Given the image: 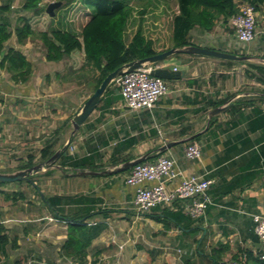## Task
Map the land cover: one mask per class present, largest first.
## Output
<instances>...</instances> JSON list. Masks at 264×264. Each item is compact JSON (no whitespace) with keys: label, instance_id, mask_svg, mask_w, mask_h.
Here are the masks:
<instances>
[{"label":"crops","instance_id":"1","mask_svg":"<svg viewBox=\"0 0 264 264\" xmlns=\"http://www.w3.org/2000/svg\"><path fill=\"white\" fill-rule=\"evenodd\" d=\"M22 3L23 0H0V5L11 7L3 15L12 32L6 46L24 53L31 63L32 75L26 84H15L9 73L1 69L0 95L12 94V86L18 85L22 106L29 109L32 98L40 96V83L48 76L51 83L46 91H52L55 100L62 96L72 99L77 109L92 93L97 74L74 72L75 78L84 74L87 78L81 83L86 91L73 95L71 84L67 83L73 77L68 59L49 63L39 41L30 37L17 41L14 30L22 17L30 15L21 9ZM76 4L72 2L69 8ZM67 8L57 12L59 17L52 26L78 33L86 17H81V10L65 13ZM218 20L208 31L195 26L190 31V41L198 46L264 57V4L256 9L255 38L246 45L241 46L236 40L228 22L224 23L221 17ZM155 66L176 74L175 78L166 79L168 93L152 110L132 111L122 104L120 92L112 89L106 102L101 101L74 134L68 149L71 156L91 158L95 169H85L88 172L80 174L69 167H54L56 179H52L53 183L49 179L41 181L39 192L63 196L60 208L69 215L85 216L88 226L99 228L87 248L89 255L100 251L99 264H217L237 257H243L238 260L241 264H254L264 249L253 231L252 220L254 214L264 215V84L245 74L244 63L227 64L199 55L171 56ZM174 67L177 71H173ZM64 70L71 77H64ZM224 99L223 104L214 105ZM57 103L60 104L58 100ZM225 104L224 110L209 116L214 107ZM59 119L63 122L51 127H62L60 136L66 140L71 125L64 123L67 116ZM2 126L4 123L0 122ZM169 141L177 143L162 155L174 159L181 176L168 188L178 184L183 176L203 175L214 180L208 190L211 203L198 218L187 215L182 203L174 208L157 206L137 215L133 208L134 189L124 183L131 167L115 173L103 172L109 166L126 162L113 164V159L134 160L148 154L146 160L153 161L156 158L150 157L157 153L156 148ZM190 142L200 145V158L184 156V147ZM45 182L52 183L51 191L47 188L51 193L45 194ZM40 201L36 209L41 215L29 220L37 222L34 225L22 224L23 217L33 212L27 207H15L11 202L0 207V222L18 244L1 256L0 264H30V259L31 264H75L59 253L66 236V220L50 213L48 204ZM6 209L18 215H7Z\"/></svg>","mask_w":264,"mask_h":264},{"label":"trees","instance_id":"2","mask_svg":"<svg viewBox=\"0 0 264 264\" xmlns=\"http://www.w3.org/2000/svg\"><path fill=\"white\" fill-rule=\"evenodd\" d=\"M45 1L23 0L21 9L29 11L30 15L28 17H22L20 24L16 26L14 31L17 41L23 42L29 37L35 39L42 44L47 62L56 63L68 59L72 72H81L83 74L85 71H91L97 74L93 79L92 91L98 87L109 72L128 61L152 56L172 46L184 47L187 45H196L190 41L189 37L190 31L195 26L206 31L211 30L219 17L223 19L224 23H227L230 17L237 11V3L235 0H175L177 12L172 19L171 42L168 47L159 51L154 47L153 39L145 34L142 19H140L132 35L127 38L126 33L134 10V6L129 2L130 0H84L87 5H92L90 10L86 9L82 4L83 2H79L78 0H60L62 2L60 6L61 10L66 7H68L66 11L68 10L69 12L70 10L71 12L81 10V17H86V21L82 25L80 23L81 28L78 30V33L61 27L54 28L52 25L57 18L59 9H55V15L50 16L45 11V6L48 4ZM75 1L77 4L69 8V5ZM247 1L253 3L256 9L264 4V0ZM10 10L11 7L9 5H0V68L9 73L10 79L14 83L24 85L32 75V66L21 50L6 46V42L11 37L12 32L9 23L3 15ZM144 10L142 7L139 11L140 14H143ZM233 53L237 52L233 51ZM178 55L180 54L173 56ZM221 61L227 64H246L245 74L264 84L263 63L251 61ZM46 80L50 82L48 76ZM112 89L119 91V86L116 82L111 83L105 91L102 99L103 103L106 102V96ZM262 99H264V96ZM225 101L226 99L214 105L223 104ZM239 102L240 100L235 104ZM69 122L70 118L64 121V123ZM61 129L62 127L56 128L52 132V135L45 141L39 152L40 161L49 158L58 147L63 145L65 139L60 136ZM68 149L56 161L62 168L69 167L71 171L95 169L91 158L71 156L68 154ZM161 154L162 152L155 153L150 158H156ZM128 159H113V164L118 161H127ZM34 164V154H28L27 161L20 164L19 169H24ZM52 172L53 168L47 169L43 174L51 175ZM35 175L38 174H34L28 179L23 180L34 186L40 199L48 204L50 213L55 216L60 215L62 219L66 220V236L60 247V256L70 259L75 264H99L100 251H95L89 255L87 250L92 239L99 234V228L96 226H88L85 222V216L79 213L69 215L64 209L60 208L59 205L63 201V196L41 195L39 188L34 180H32ZM8 183L10 182H0V186ZM0 194L6 201H11L12 203L18 198H24V195L20 191L9 193L5 190H0ZM16 247H18L16 238H11L7 228L0 222V258L1 256H6L9 249H15ZM242 258L237 257L236 260H241ZM245 258L247 259V257ZM159 264L167 263L162 262ZM254 264H264V260L256 257Z\"/></svg>","mask_w":264,"mask_h":264},{"label":"rangeland","instance_id":"3","mask_svg":"<svg viewBox=\"0 0 264 264\" xmlns=\"http://www.w3.org/2000/svg\"><path fill=\"white\" fill-rule=\"evenodd\" d=\"M51 1L56 0H46L45 3H49ZM82 2L83 6L87 7L88 9L92 8L91 4L87 6V3H85L84 0H82ZM129 2L134 6V10L126 33L127 38L132 35L133 31L136 29V26L140 22V19H142V25L145 34L153 39L154 47L159 51L168 47L171 42L170 35L172 30V19L177 12L176 1L130 0ZM142 7L145 10L143 14H140L139 11L142 9ZM57 9H59V12L61 11L60 7ZM67 11L64 10L65 13H67ZM218 21L219 20H217V22ZM228 30L230 29L228 28ZM239 53L244 54V52ZM36 57H39V55H36ZM72 73V79L67 82L71 84V93L73 95H77L78 93L82 94L86 91V88L83 87V84L81 85V83L82 81L86 80L87 75L84 74L80 75L78 78H75L74 72ZM63 75L64 77L70 76L67 74V72L65 73V70ZM50 83L51 82H47L46 79L42 80L39 87L40 96H35V98H32V106L29 107V109H26L22 106L21 100L23 96L21 95V89L18 85L12 86V94L0 95V122L4 123V126L0 127V172H13L19 170L20 164L27 161L28 154H34L35 164L40 162V149L54 131L53 127L51 126L53 124L58 126L61 122H63L62 119H59V116H67L69 118L71 117V114L74 113L77 103H74L72 99L67 100L63 96L58 97L55 100L56 97H52V91H46L49 88L48 85H50ZM58 83L61 82L58 81ZM45 94H47V96L44 98ZM57 100L60 104L57 103ZM58 111H61V113ZM41 130H43V132H41ZM53 171L55 172L56 170L53 168ZM43 172L44 171L37 173L38 175H35L32 178L39 190L42 189V186H40L41 181H47L49 179L53 183L52 179H56V177H53V173L51 175H45ZM51 182L48 183L49 185H46L47 182H45V187H43L45 189V194L51 193L49 192L52 189ZM0 190H5L9 193L14 191L22 192L24 198H18L13 203L11 201H6L0 194V207H3V204L6 202H11L13 205H16L15 207H27L33 212L23 217L24 222L21 221L23 222L22 224L26 223L27 225H34L37 223L35 221H29L31 219H36L37 215H41L40 213H37L38 209H36V204H38V202H42L40 201L39 194L37 191H35L34 186L30 185L25 180L14 181L0 186ZM6 210L7 215L10 213H12V215H18V213L16 214L15 212H11L12 210ZM39 210H42V208ZM0 215L3 216V211L1 210ZM45 220L46 219L42 220L41 222H44ZM9 235L11 238H13L11 234ZM31 262L32 261L30 259V264Z\"/></svg>","mask_w":264,"mask_h":264},{"label":"built area","instance_id":"4","mask_svg":"<svg viewBox=\"0 0 264 264\" xmlns=\"http://www.w3.org/2000/svg\"><path fill=\"white\" fill-rule=\"evenodd\" d=\"M237 11L228 24L234 30L236 40L240 45H246L255 38V5L247 0H235ZM153 67L134 69L115 82L119 86L121 101L129 110H152L156 102L169 91L166 79L151 73ZM173 71H177L174 67ZM184 156L187 159H197L201 156V147L196 143H187L184 147ZM181 176L170 156L158 155L153 161H143L133 165L124 178L126 186L133 187V208L137 215L150 212L157 206L175 207V204H184L183 211L193 217L201 216L211 198L208 190L213 183L212 178L203 175L182 177L178 184H170ZM253 231L264 244V215H252ZM264 260V249L258 255ZM217 264H241L240 261L229 259Z\"/></svg>","mask_w":264,"mask_h":264},{"label":"water","instance_id":"5","mask_svg":"<svg viewBox=\"0 0 264 264\" xmlns=\"http://www.w3.org/2000/svg\"><path fill=\"white\" fill-rule=\"evenodd\" d=\"M61 4L62 2L60 0L51 1L45 6V11L50 16H54L55 9L60 7ZM175 54H192V55L216 58L220 60L237 61V62L256 60L257 62L264 64V57L243 55V54L227 52V51H222V50H218L215 48H208V47H203V46H198V45H187L184 47L172 46L169 49L164 50L162 52H158L152 56L128 61L120 65L119 67H117L115 70L109 72L100 82L98 87L94 89L92 93L78 106V108L75 110V112L72 114L70 118L71 131L62 146L58 147L49 158L42 160L30 167L19 169L13 172H0V182H14V181H20L23 179H28L30 176L34 174L40 173L42 171H46L47 169L58 167L59 165L56 163V161L68 149L74 134L80 129V127L82 126L86 118L89 116V114L102 101L105 91L111 85V83L115 82L119 77L123 76L125 73H128L130 71H133L134 69L141 68V67H153L151 69V73L153 75L163 78V79H173L176 76L175 73L171 72L168 68L161 67V66H155V65ZM0 62H1V56H0ZM0 71H1V68H0ZM181 74H183V72H181ZM226 107H227V104L214 107L209 112V116L211 117L215 114H218L219 112L224 110ZM193 137L194 136H191V139ZM174 143H177V141L176 142L169 141V142L161 144L160 146L156 148L157 153L164 152L166 149L173 146ZM147 157H148V154H144L139 158H136L134 160H128L120 165L109 166V168L105 169L103 172L104 173H115L123 169L130 168L137 163L145 161ZM87 172L85 169L78 171V173L80 174H86Z\"/></svg>","mask_w":264,"mask_h":264}]
</instances>
